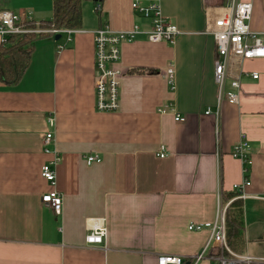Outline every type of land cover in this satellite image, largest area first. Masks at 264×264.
Returning <instances> with one entry per match:
<instances>
[{"label":"crops","instance_id":"crops-1","mask_svg":"<svg viewBox=\"0 0 264 264\" xmlns=\"http://www.w3.org/2000/svg\"><path fill=\"white\" fill-rule=\"evenodd\" d=\"M87 1L70 41L62 35L36 42L21 80L0 83V264H157L159 255L191 264L210 231L188 225L213 221L218 193L233 192L244 179L231 154L242 137L252 164L242 198L241 253L264 257V58L230 59L225 91L238 93V100H223L215 113L216 49L205 29L207 17L228 0H159L163 16L182 33L173 44L152 43L144 33L122 44L116 112L95 108L92 32L103 25L145 31L149 21L133 12L132 0H103L100 15ZM251 2L250 28L264 41V0ZM0 10L39 22L51 18L52 0H0ZM168 67L175 89L164 77ZM161 105L185 121L159 113ZM48 130L53 140L44 152ZM161 145L163 158L156 154ZM54 150L61 156L60 215L41 202L50 186L40 170ZM87 154L100 162L86 164ZM94 225L106 229L100 244L85 242ZM215 253L208 247L197 264H211Z\"/></svg>","mask_w":264,"mask_h":264},{"label":"built area","instance_id":"built-area-1","mask_svg":"<svg viewBox=\"0 0 264 264\" xmlns=\"http://www.w3.org/2000/svg\"><path fill=\"white\" fill-rule=\"evenodd\" d=\"M251 0H228L226 6L218 12L207 17L205 32L212 36L216 57L214 59V81L217 86L216 115L219 114L221 102L228 99L232 102L238 100V93L226 92L225 81L228 76V67L230 59L236 57L239 59L264 58V41L259 34L250 28V19L252 15ZM131 9L140 17L149 21V29L141 30L139 26L134 25L130 29L115 30L108 25H103L92 32L94 45V91L95 108L100 112H116L121 106V79L124 77V70L120 67L121 46L124 42L133 40L140 33H144L147 40L152 43L165 42L173 44L181 35L175 25L170 23L162 14L159 0H132ZM24 13H14L11 11L0 10V39L1 42L9 34H21L31 32L22 25L30 19L24 20ZM34 32H48L53 37L56 35L66 36V41H70V35L79 31L70 28H50L45 30L35 29ZM64 45H58L62 49ZM252 78H257L258 74L252 72ZM165 79L171 89H175L174 71L168 67L165 73ZM231 86L235 89L240 87L238 80L231 81ZM159 113H171L176 122H184L185 117L180 115L171 105H161L158 107ZM209 109L205 111L208 115ZM49 125H54V117H47ZM53 140V132L48 130L42 136L43 151H49V144ZM251 147L249 142L242 137L233 147L231 154L238 158L242 163V182L235 183L232 191L236 197L223 201L221 193L217 195L215 219L203 223H191L189 230L200 231L208 229L209 238L200 254L191 261V264H197L203 257L208 247H216V253L212 256L214 260L211 264H261L264 263V257L251 256L248 253H236L230 249L226 241L225 234V216L229 204L236 198L244 197V189L250 185L248 170L252 164L250 155ZM157 156H165V147L161 145L156 152ZM86 164L90 165L100 162L101 157L97 154H87L83 156ZM61 161V156L57 151H53L51 161L41 166L40 175L49 183L50 189L43 193L41 202L48 204L55 215H60L62 210V196L56 189L57 173L56 167ZM106 234L104 226L94 225L91 231L86 235L85 242L88 244H100ZM157 264H184L181 257L172 255H159Z\"/></svg>","mask_w":264,"mask_h":264},{"label":"trees","instance_id":"trees-1","mask_svg":"<svg viewBox=\"0 0 264 264\" xmlns=\"http://www.w3.org/2000/svg\"><path fill=\"white\" fill-rule=\"evenodd\" d=\"M84 0H52V16L50 19L36 22L26 21L22 26L31 32L9 34L5 41L0 42V83L13 86L25 74L36 41L46 37H53L48 32H34L35 29L45 30L54 28L79 29L82 26L81 4ZM95 4L94 12L101 14L103 0H92ZM54 38V37H53ZM143 72L142 70H135ZM236 197L235 192L223 193V201ZM226 241L231 250L236 253L244 251V215L241 198L234 199L226 210L225 216Z\"/></svg>","mask_w":264,"mask_h":264},{"label":"rangeland","instance_id":"rangeland-1","mask_svg":"<svg viewBox=\"0 0 264 264\" xmlns=\"http://www.w3.org/2000/svg\"><path fill=\"white\" fill-rule=\"evenodd\" d=\"M84 1H86V0H84ZM83 1V2H84ZM239 1H243V0H239ZM87 2H89L90 4H91V13L93 14L94 13V15H95V12H94V8H95V4H94V2L92 1V0H88ZM83 3L81 4V10H82V15L84 14V9H83ZM85 16H86V13H85ZM40 40H43V39H40ZM40 40H38V41H40ZM38 41H36V42H38ZM34 52H35V48H34V51H33V53H32V56H33V54H34ZM32 56H31V59H32Z\"/></svg>","mask_w":264,"mask_h":264},{"label":"water","instance_id":"water-1","mask_svg":"<svg viewBox=\"0 0 264 264\" xmlns=\"http://www.w3.org/2000/svg\"><path fill=\"white\" fill-rule=\"evenodd\" d=\"M59 38H60V35H56V36L54 37L55 40H58Z\"/></svg>","mask_w":264,"mask_h":264}]
</instances>
